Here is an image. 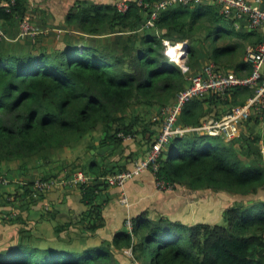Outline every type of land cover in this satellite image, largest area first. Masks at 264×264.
Instances as JSON below:
<instances>
[{"label": "trees", "instance_id": "trees-1", "mask_svg": "<svg viewBox=\"0 0 264 264\" xmlns=\"http://www.w3.org/2000/svg\"><path fill=\"white\" fill-rule=\"evenodd\" d=\"M29 4L0 0V171L4 163L47 159L51 151L75 148L100 129L99 146L83 167L91 179L81 185L91 232L104 225L99 202L109 186L104 177L128 169L106 157L123 153L119 133L134 138L141 118L135 111L171 106L190 85L189 77L210 61L238 76L250 75L246 53L264 41L262 32L236 29L213 3L175 4L158 13L155 27L146 28L152 8L137 0H130L124 12L116 3L78 0L65 22L67 29L76 27L85 35L51 47L41 33L21 39L19 31L13 32L30 17ZM103 34L109 36L93 43L85 38ZM165 39L187 42L188 73L164 54ZM253 96L250 88L236 86L194 98L183 107L178 125L201 126L222 107L210 116L220 119ZM260 124L259 117H251L246 130L231 140L197 131L171 138L157 179L194 190L257 194L264 189ZM223 217L225 225H188L164 216L151 219L146 211L131 220L132 230L126 225L113 241L94 245L88 237H70L65 245L43 248L22 239L0 251V264H264V200L239 201ZM126 250L131 255L124 263L116 252Z\"/></svg>", "mask_w": 264, "mask_h": 264}, {"label": "crops", "instance_id": "crops-1", "mask_svg": "<svg viewBox=\"0 0 264 264\" xmlns=\"http://www.w3.org/2000/svg\"><path fill=\"white\" fill-rule=\"evenodd\" d=\"M76 1L78 0H30L29 16L37 29L42 32L40 35L43 36L45 44L50 43L54 47L61 48L67 37L78 39L85 35L76 27L70 29L66 27V15ZM90 1L104 4L121 1L128 5L130 0ZM260 32L264 35V28ZM106 36L109 34L94 38H88L89 36L86 35L85 38L89 43L90 41L93 43V39ZM243 130L241 129V132ZM135 141L133 139L124 143L129 147L128 149L124 147L123 154L134 155L138 160L146 155L151 144L143 149L134 143ZM47 154H49L47 159L41 157L25 162L4 163L1 167L0 172L10 180V184H0V251L16 245L22 239L47 245H40L43 248L65 245L70 237L75 238L76 241L79 237L85 236L88 237L87 242L94 245L102 240L113 241L119 231L127 229L128 220L146 211L151 219L164 216L188 225L214 224L223 218L224 210L239 201L264 200V196L259 193L261 190L255 195L242 196L212 189L194 190L186 186L178 191H174L176 187L171 190L165 189L166 193L155 195L153 183L156 181L150 171H145L128 181L124 189L114 186H106L103 189L99 202L103 205L104 225L91 232L86 228L87 220H90L87 215L90 208L84 202L83 190L80 185L71 182L72 176L76 173V171L70 172L73 165L68 163L59 151H51ZM90 159L87 158L86 163ZM117 159L123 162L121 164L126 162V158ZM133 164V161L130 165L128 163V169ZM49 177L57 181L55 187L34 197L32 194L34 181ZM125 194L129 199L128 204L121 203ZM94 239L97 240L96 243L91 242ZM121 253L116 252V257L120 261ZM125 253L131 252L126 250Z\"/></svg>", "mask_w": 264, "mask_h": 264}, {"label": "built area", "instance_id": "built-area-1", "mask_svg": "<svg viewBox=\"0 0 264 264\" xmlns=\"http://www.w3.org/2000/svg\"><path fill=\"white\" fill-rule=\"evenodd\" d=\"M138 4L152 8L151 15L148 18L145 27H155V21L161 10L167 9L175 4L182 3L200 4L213 3L219 6L220 13L234 22L236 29L245 28L247 30L259 31L264 28V0H155L153 4L149 0H137ZM11 4L15 0H10ZM116 5L122 12L126 11L128 5L125 2L117 1ZM10 10V8H8ZM60 32V31H59ZM0 33L1 29H0ZM42 32L25 17L20 23V33L18 38L35 36ZM3 35V34H2ZM165 45L164 54L171 60L180 65L184 73L190 71L186 64H182L188 56L189 49L187 42L174 45L169 40H163ZM180 46V52L176 55L173 48ZM245 60L251 67V74L248 76H238L233 70L220 69L214 62L205 64L197 74L189 77L190 85L182 91L175 103L165 109L166 118L163 127L156 140L152 143L144 157L136 160L133 166L125 171H119L104 177L109 186L124 189L126 183L145 171H151L155 175L157 185L162 190H171L173 185L158 180L156 173L160 169L159 159L162 152L169 145L171 138L183 136L186 133L197 131L206 132L213 136H222L226 140H231L240 136L241 123L248 121L253 113L261 114L264 112V41L250 48L245 56ZM236 86H245L254 92L244 105L235 106L229 110L222 118H207L201 126L182 127L178 125L179 115L185 104L197 97L205 96L209 93L224 94L229 89ZM125 143L132 141V135L119 133ZM91 179L85 171L79 170L72 176L71 182L77 185H83ZM54 178L37 179L34 181L33 196L37 197L47 191H50L56 185ZM0 184L8 185L10 180L0 172ZM127 195H123L121 203L128 204ZM15 214V212H12ZM126 225L132 230L133 223L131 220Z\"/></svg>", "mask_w": 264, "mask_h": 264}, {"label": "rangeland", "instance_id": "rangeland-1", "mask_svg": "<svg viewBox=\"0 0 264 264\" xmlns=\"http://www.w3.org/2000/svg\"><path fill=\"white\" fill-rule=\"evenodd\" d=\"M13 31H19L20 32V26L19 27H13ZM48 41L51 42V40H48ZM177 43H179V42H177ZM48 45H51V44L48 43ZM174 45H176V44H174ZM51 46L54 47V45H51ZM186 62H187V58L185 59L184 62H182V64H186ZM202 62L203 61H201V64H202ZM161 110L162 109L148 108V107H144L143 106V107L138 108L135 111V113L137 115H139L141 118L139 120V124L137 126H135L134 139L136 141L134 143H137V145H140L143 149H144V147L148 148L150 146V144L152 143V141L155 140L156 135H158L160 133V130H161V128L163 126V123L165 121V118H166L165 109L162 110V111ZM214 110L215 111L212 114H210L208 116V118L210 116H212V115H215V112L221 113L222 112V107L221 108H214ZM252 117H259V120L261 121V124L258 126V129H260V130L264 129V113H261V114L253 113ZM128 118H129L128 120L130 121L131 118L130 117H128ZM204 120H206V119H204ZM246 127H247V121L246 122H242L241 123V129H245L246 130ZM101 137H102L101 136V130L99 129L94 134L85 137L82 140V142H81V144L79 146H76L75 148H64V149L58 150L61 153V155L63 156V158H66L68 163H71L73 165V169H71L70 172L77 171V170L78 171L79 170L85 171V169H83V167L86 164V160L89 157L92 158L90 156L91 155V150L93 151L94 150L93 148H97L99 146V139ZM128 147H129V145L126 144V148L127 149H128ZM146 148H145V150H146ZM125 152H126V149H125ZM99 154L100 155L101 154L104 155L105 152L101 150V153H99ZM119 157L121 158V160L126 158L125 159V161H126L125 164H126L127 167H128V163L130 165L132 161H133V163H135V160H136L135 159L136 157H134V155H130V154L126 155V154L122 153V154H119V155L116 154L113 157L108 155L106 157V161L110 160V162H111L112 159H113L114 161H117L119 165H123V164H121L122 161L120 162V159H117ZM95 158L97 160L100 159L99 156H97ZM150 173H151L154 181H156L155 180V175L151 171H150ZM153 187H154V194L155 195H159L161 193H166L165 192L166 190H162V189H160L158 187L157 182L153 183ZM183 187L184 186H182V185L174 186V188H175L174 191L182 190V189H184ZM259 193H260L261 196H264V189H262ZM221 209H220V211H221ZM217 223H219L221 225H225L226 223H225L224 217L221 218L220 221L217 222ZM91 242L92 243H96L97 240L94 239ZM37 245L38 246H40V245L43 246L44 244L38 243ZM44 246H47V245H44ZM75 246H79V245L76 244ZM128 255H131V253H129V254L125 253L124 254V252H122L121 255H119V258L124 263H127L128 259H129Z\"/></svg>", "mask_w": 264, "mask_h": 264}, {"label": "bare ground", "instance_id": "bare-ground-1", "mask_svg": "<svg viewBox=\"0 0 264 264\" xmlns=\"http://www.w3.org/2000/svg\"><path fill=\"white\" fill-rule=\"evenodd\" d=\"M180 49H181L180 46H177V47L173 48V52H174L176 55H178V53L181 51Z\"/></svg>", "mask_w": 264, "mask_h": 264}, {"label": "water", "instance_id": "water-1", "mask_svg": "<svg viewBox=\"0 0 264 264\" xmlns=\"http://www.w3.org/2000/svg\"><path fill=\"white\" fill-rule=\"evenodd\" d=\"M188 46V45H187Z\"/></svg>", "mask_w": 264, "mask_h": 264}]
</instances>
